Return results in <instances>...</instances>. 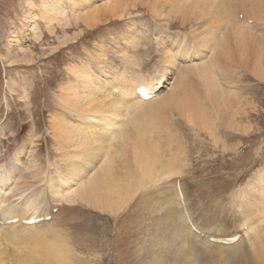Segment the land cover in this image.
<instances>
[{
    "label": "bare ground",
    "instance_id": "obj_1",
    "mask_svg": "<svg viewBox=\"0 0 264 264\" xmlns=\"http://www.w3.org/2000/svg\"><path fill=\"white\" fill-rule=\"evenodd\" d=\"M138 4L159 18L179 16L182 25L191 24L197 35L191 40H187L186 35L172 40L170 37L156 38L164 58L158 66H153L152 73L136 74L138 72L128 66L124 71H118L102 51L97 52V56L95 53L94 58H104L109 65L99 61L97 67L77 64L69 68L74 78L61 87L58 100L63 112L53 114L50 125L54 148L59 154L52 165L56 175L49 177L51 173H47V177L41 178L39 170L34 173L32 162L31 168L23 167L20 155L29 152L24 146L13 157L14 163L0 166V264H78L75 262L78 259L79 264H83L74 252L61 245L64 239L58 234V228L64 225L66 205L80 200L116 216L125 212L126 217L121 219L118 230L123 238L127 225L138 223V220H132L133 213L138 210L142 217L146 207L142 210L140 199L144 200L148 195L146 189L157 193L156 203L153 204L151 199L150 204L151 210H158L157 214L152 211V215L160 212L159 216H154L155 234H151L152 242L144 255L138 254L134 262L127 258L120 260L122 263L248 264L247 256L258 254L256 252L261 248L264 250V173L257 184L248 183L247 188L238 192L241 200L238 199L237 212L245 217L235 233L225 232L222 226L207 224L212 220L206 218L203 223L192 210L193 203H190L182 180L177 181V175L186 165L187 155L180 144V135L170 130L165 120L171 106L179 118L197 130L198 135L205 131L214 139L221 133L217 129L220 122L230 126L236 124V105H241L243 96L226 90L220 76H229L237 67L234 61H229L236 50L245 67L264 78V33L251 29L249 23L254 17L264 22V0H43V12L49 21L66 25L81 21L92 28L110 18L131 14V9H136ZM229 35L236 39L235 48L229 46ZM124 38L133 49L143 42L137 32ZM174 45L175 51L171 50ZM220 59H225L227 66ZM120 60L130 63L131 67L138 63L135 57L124 54ZM128 68L137 76L130 75ZM175 69L178 77L170 81L176 74L173 73ZM187 75L196 76L202 94L195 91V85H187ZM140 87L155 95L150 99L140 98L137 94ZM179 159L181 162L176 165L175 161ZM38 178L40 183L35 185ZM21 188L29 194L25 195ZM200 207L201 215L215 216L209 208L204 209V203ZM241 207L245 209L242 213ZM47 216L50 218L38 223L23 222ZM13 219L18 220L8 223ZM149 219L147 215L143 220ZM138 226L142 224L138 223ZM72 234L70 239L74 240ZM233 236L238 239H225ZM91 237L85 236L86 250L99 256L89 247ZM10 244L13 245L11 254L8 253Z\"/></svg>",
    "mask_w": 264,
    "mask_h": 264
},
{
    "label": "rangeland",
    "instance_id": "obj_2",
    "mask_svg": "<svg viewBox=\"0 0 264 264\" xmlns=\"http://www.w3.org/2000/svg\"><path fill=\"white\" fill-rule=\"evenodd\" d=\"M130 12L131 14L123 18H110L99 22L100 25L88 28L81 21L78 24L66 25V23H59L55 20H47L43 12V0H0V166L14 163L15 154L24 146L29 152L20 155V164H23V167L31 168L33 164L34 173L39 170L41 178L47 177V173L49 175L51 173L49 177L56 175V169L52 165L57 161L59 154L54 148L50 125L53 114L63 112L58 100L62 94L61 87L74 78L69 70L70 67L77 64L97 67L99 61L109 65L104 58H98V60H96L97 57L94 58L95 53L97 56V52L102 51V53L106 52L105 54L113 63L111 64L116 65L118 71H124L128 66L138 72L136 74L139 72L152 73L153 69L155 70L153 66L159 64V61L164 58L156 38L170 37L172 40L177 36L180 38L186 35L187 40H191L193 35H197L194 30L192 31L191 24L182 25L179 16L159 18L140 4ZM251 20L254 21L249 22L250 28L257 33H264V22L256 20L255 17ZM130 32L134 34L137 32L143 41L135 49L124 38L131 34ZM229 36V46L235 48L236 39L232 35ZM162 38L160 39L164 40ZM175 48L176 45L171 50L175 51ZM157 50L159 52H156ZM123 54L129 55L130 58L135 57L138 63L131 67L130 63L120 60ZM238 57L235 50L233 59L229 61H234L233 64L237 67L229 73V76H220V82L226 90L243 96L241 105L240 103L236 105L238 119L235 118L234 126L227 123L221 124L222 122L218 120L220 123L217 129L221 133L214 139L205 131L199 133V136L197 130L186 120L179 118L171 106L166 112L167 119H165L169 129L178 136L180 135L179 139L182 142L180 144L183 145L185 156L187 155L186 165H183L184 169L180 175H177V181L182 180L190 203H193L192 210L194 209L195 214L203 223L205 218L212 220L207 224L222 226L228 233H235L238 226L244 222L245 214L242 216L237 212L238 203L241 200L238 195L242 191L240 189L247 188L248 183L257 184L258 179L260 181V175L264 173V78L247 69ZM220 61L225 62L227 66L228 62L225 59H220ZM187 64L185 62V65ZM130 68H128L130 75L137 76L132 73L134 71L130 72ZM177 71V69L173 71L176 74L171 77L170 81L178 77ZM187 78L186 80L189 81L187 85H195V91L202 94L196 76L187 75ZM213 109L216 110V107ZM237 121L239 123L241 121L240 125H242L240 126ZM30 140L33 142L29 143ZM31 150L33 153H30ZM179 160L175 161L176 165L181 162V159ZM29 174L27 173L28 176ZM30 179L33 181V178ZM36 180L35 185H38L40 180L39 178ZM36 191L39 192L40 189L37 187ZM24 193L28 195L29 191L24 189ZM146 194L148 195L144 200L140 199V207H146L142 208L146 214L143 210L141 217V213L136 209L138 214L133 213L132 217V220H138L139 225L142 224V226L139 227L137 222V224L129 223L123 238L118 230L121 219L126 217L125 212L116 216L109 214L108 211L105 213V211L88 206L80 200L69 203L65 207L68 211L66 210L67 214L64 216V225L58 228L60 230L58 234L63 235L64 239L61 245L74 252L84 261L83 264H88V260H91L89 264H126L120 261H125L126 258L134 262L138 254L144 255L148 250V245L152 242L151 234L153 236L155 234L153 221L156 216L160 215V212L156 215L158 210L153 211L150 207L151 199L154 200L153 204L157 201L156 191L146 189ZM149 199L150 201H146ZM201 203H204L205 210L209 208L215 216L201 215ZM239 210L242 213L245 209L241 207ZM152 211L156 214L152 215ZM147 215L150 219L143 220ZM235 217L239 221L234 220ZM140 228L144 230L146 228V231ZM63 231L64 233L61 234ZM70 234L75 237V241L70 239ZM89 234L92 236L89 238L92 242L89 247L99 256L91 255L86 250L85 236L90 237ZM145 244H147V249ZM8 247V253L11 254L13 245L10 244ZM256 253L258 254L247 256L248 264H263L264 250L261 248ZM77 261L79 264V259L75 262Z\"/></svg>",
    "mask_w": 264,
    "mask_h": 264
}]
</instances>
